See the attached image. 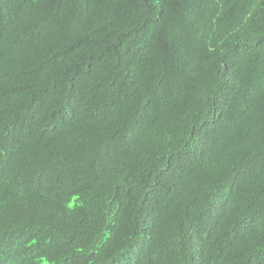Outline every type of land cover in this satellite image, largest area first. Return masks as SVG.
Returning a JSON list of instances; mask_svg holds the SVG:
<instances>
[{
  "label": "trees",
  "instance_id": "1",
  "mask_svg": "<svg viewBox=\"0 0 264 264\" xmlns=\"http://www.w3.org/2000/svg\"><path fill=\"white\" fill-rule=\"evenodd\" d=\"M0 264H264V0H0Z\"/></svg>",
  "mask_w": 264,
  "mask_h": 264
}]
</instances>
